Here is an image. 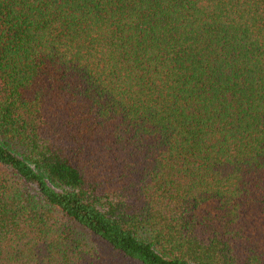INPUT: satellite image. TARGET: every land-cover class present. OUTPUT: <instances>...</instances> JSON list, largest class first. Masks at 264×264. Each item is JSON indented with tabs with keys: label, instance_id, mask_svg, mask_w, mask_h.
I'll list each match as a JSON object with an SVG mask.
<instances>
[{
	"label": "trees",
	"instance_id": "trees-1",
	"mask_svg": "<svg viewBox=\"0 0 264 264\" xmlns=\"http://www.w3.org/2000/svg\"><path fill=\"white\" fill-rule=\"evenodd\" d=\"M0 264H264V0H0Z\"/></svg>",
	"mask_w": 264,
	"mask_h": 264
}]
</instances>
